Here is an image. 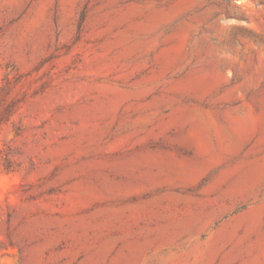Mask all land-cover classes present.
<instances>
[{"label": "rangeland", "instance_id": "1", "mask_svg": "<svg viewBox=\"0 0 264 264\" xmlns=\"http://www.w3.org/2000/svg\"><path fill=\"white\" fill-rule=\"evenodd\" d=\"M0 264H264V0H0Z\"/></svg>", "mask_w": 264, "mask_h": 264}, {"label": "bare ground", "instance_id": "2", "mask_svg": "<svg viewBox=\"0 0 264 264\" xmlns=\"http://www.w3.org/2000/svg\"><path fill=\"white\" fill-rule=\"evenodd\" d=\"M238 113H240V112H238ZM237 114V113H236ZM242 114V113H241ZM236 115V116H234V122L236 123L235 125H237V126H240V127H245L246 125H247V120H246V118L244 117V116H242V115ZM234 125V124H233ZM242 130H243V128H242Z\"/></svg>", "mask_w": 264, "mask_h": 264}]
</instances>
